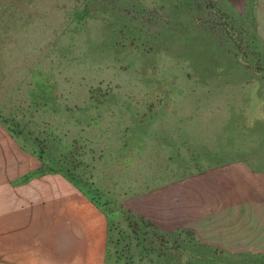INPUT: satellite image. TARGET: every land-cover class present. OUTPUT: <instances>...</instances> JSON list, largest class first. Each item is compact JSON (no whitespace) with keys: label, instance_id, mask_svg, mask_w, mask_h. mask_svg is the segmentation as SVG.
I'll use <instances>...</instances> for the list:
<instances>
[{"label":"rangeland","instance_id":"rangeland-1","mask_svg":"<svg viewBox=\"0 0 264 264\" xmlns=\"http://www.w3.org/2000/svg\"><path fill=\"white\" fill-rule=\"evenodd\" d=\"M105 1L0 0V169L76 188L105 219V264H264L181 219L191 177L264 167L259 0ZM126 16L152 43L113 39Z\"/></svg>","mask_w":264,"mask_h":264},{"label":"crops","instance_id":"crops-1","mask_svg":"<svg viewBox=\"0 0 264 264\" xmlns=\"http://www.w3.org/2000/svg\"><path fill=\"white\" fill-rule=\"evenodd\" d=\"M23 173L0 169V264H105L103 215L60 177L16 185ZM188 185V233L200 226L208 247L264 256V167L223 163Z\"/></svg>","mask_w":264,"mask_h":264},{"label":"trees","instance_id":"trees-1","mask_svg":"<svg viewBox=\"0 0 264 264\" xmlns=\"http://www.w3.org/2000/svg\"><path fill=\"white\" fill-rule=\"evenodd\" d=\"M92 1H94V0H92ZM96 1H98V0H96ZM185 1H187V4H188V1L189 0H185ZM90 2H91V0H90ZM90 2H88V3H90ZM105 2L106 3L103 2V6L106 7V9H109L110 6L111 7L114 6V5L111 4L112 3L111 0H108V1H105ZM132 7L135 8L134 5ZM113 8L116 9V7H113ZM145 11H146V6L140 4L139 5V8H138V13L144 14ZM134 19L135 18H133V17L126 16V17H124V19H122L119 22H117L114 25L115 27H112V36H113V39L114 38H117V39H119L118 42L119 43L121 42L120 39L122 38V36L120 34V31H118V30L121 29V30H126V32H128L129 35H132L135 38V40H137V42L138 41L139 42H143V44H144V42H146L147 44H149V42L152 43V41H148L147 40V37H144V35H145V33H144L145 31L144 30L145 29L143 27V25H144L143 20L142 21L139 20L138 22H136L137 20L134 21ZM111 26L112 25H110V27ZM118 42H113V43L116 44ZM157 46H159V45H157Z\"/></svg>","mask_w":264,"mask_h":264}]
</instances>
